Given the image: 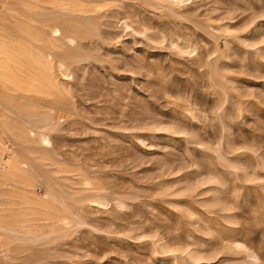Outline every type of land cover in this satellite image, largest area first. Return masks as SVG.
<instances>
[{
    "label": "rangeland",
    "instance_id": "obj_1",
    "mask_svg": "<svg viewBox=\"0 0 264 264\" xmlns=\"http://www.w3.org/2000/svg\"><path fill=\"white\" fill-rule=\"evenodd\" d=\"M3 38L50 72L0 77L3 264H264V0H0Z\"/></svg>",
    "mask_w": 264,
    "mask_h": 264
},
{
    "label": "bare ground",
    "instance_id": "obj_2",
    "mask_svg": "<svg viewBox=\"0 0 264 264\" xmlns=\"http://www.w3.org/2000/svg\"><path fill=\"white\" fill-rule=\"evenodd\" d=\"M54 25H56V24H54ZM30 27H32V26H30ZM20 29H21V27H20ZM28 31H30V30H28ZM54 31H58V29L55 28ZM58 33L60 34V32H58ZM24 36H25L24 38H26V35H24ZM20 38H22V37H20ZM4 39L5 38L0 40V77L4 76L6 74V72L8 71L9 67L12 66L14 70L21 73L22 82L29 83V84H35V85H42V83L46 84L50 79L49 62L47 61V59L45 58L44 60L41 61L38 57L34 56V53L31 50H29L28 48L22 47L18 42L11 41L9 39H5V40ZM12 105H14V104H12ZM0 108H2V107H0ZM10 116L3 111H2V113H0V139H2L4 137V136H2V133L4 134L3 130L5 128L13 130V129L20 127L17 125V123ZM19 134H20V132L18 133V135ZM44 137H46V136L44 135ZM11 149L12 148L8 147L7 145L0 147V196L3 193L2 186L4 187V185L7 182L10 183V181H12L15 178V171L18 168V165L20 163V161L18 160L16 155L13 153V150H11ZM3 154L6 156H4ZM6 185H8V184H6ZM5 195H7V192ZM3 205L4 204H2V206ZM55 213H57V212H55ZM1 227H2V224L0 223V228ZM10 258H11V256H10ZM0 264H3L1 259H0Z\"/></svg>",
    "mask_w": 264,
    "mask_h": 264
}]
</instances>
